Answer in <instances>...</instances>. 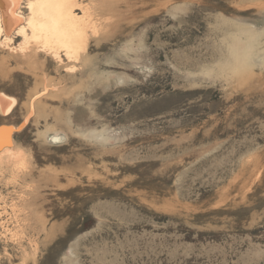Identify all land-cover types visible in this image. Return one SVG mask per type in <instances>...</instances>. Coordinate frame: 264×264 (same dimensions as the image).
Wrapping results in <instances>:
<instances>
[{"label": "rangeland", "instance_id": "1", "mask_svg": "<svg viewBox=\"0 0 264 264\" xmlns=\"http://www.w3.org/2000/svg\"><path fill=\"white\" fill-rule=\"evenodd\" d=\"M103 1L74 70L0 46V264H264V0Z\"/></svg>", "mask_w": 264, "mask_h": 264}, {"label": "bare ground", "instance_id": "2", "mask_svg": "<svg viewBox=\"0 0 264 264\" xmlns=\"http://www.w3.org/2000/svg\"><path fill=\"white\" fill-rule=\"evenodd\" d=\"M21 1L0 0V46L5 43L10 47V50L16 48V53L31 61H35L45 54L46 58L51 56L59 63H65V66L74 70L85 57L90 30L93 34H97L104 27H110L111 24L106 20L100 26L95 16L96 7L103 9L107 6L103 0L100 1V4L99 0H26L24 4L28 10L26 14L21 8ZM108 5L110 4L108 3ZM109 8L111 9V6ZM18 37L22 39L21 42L12 46L14 39ZM242 41L241 46L248 43L246 40L240 42ZM252 41L254 42V40ZM233 43L235 42L233 41ZM240 49L241 52L234 50L237 58L244 50L242 47ZM46 89L44 88V90ZM2 99L5 98L0 97V108ZM13 106L14 101H11L1 110L4 114H8L12 111ZM8 127V130H0V153H10L12 150L10 148V131L13 127ZM53 138L58 140L61 137L53 135Z\"/></svg>", "mask_w": 264, "mask_h": 264}]
</instances>
